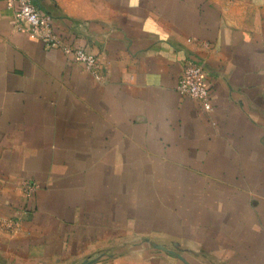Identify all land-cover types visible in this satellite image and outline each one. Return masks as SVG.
<instances>
[{"label": "crops", "instance_id": "crops-1", "mask_svg": "<svg viewBox=\"0 0 264 264\" xmlns=\"http://www.w3.org/2000/svg\"><path fill=\"white\" fill-rule=\"evenodd\" d=\"M34 1L102 78L0 0V264H264V0Z\"/></svg>", "mask_w": 264, "mask_h": 264}, {"label": "built area", "instance_id": "built-area-1", "mask_svg": "<svg viewBox=\"0 0 264 264\" xmlns=\"http://www.w3.org/2000/svg\"><path fill=\"white\" fill-rule=\"evenodd\" d=\"M13 10L12 25L16 31L28 33L40 39L48 48H60L65 56L80 63L84 71L93 78L101 80L100 60L86 49L67 44L54 31L51 16L42 12L34 0H5ZM179 76L177 90L185 97L199 102L203 110L213 109L207 71L202 62L186 59ZM33 185V184H31Z\"/></svg>", "mask_w": 264, "mask_h": 264}]
</instances>
